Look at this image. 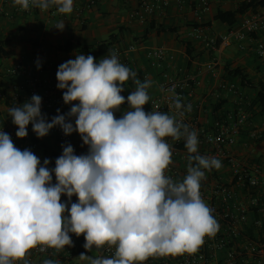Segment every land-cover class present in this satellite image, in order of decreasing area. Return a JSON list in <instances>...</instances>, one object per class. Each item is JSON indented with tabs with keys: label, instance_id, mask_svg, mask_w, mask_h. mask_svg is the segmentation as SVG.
Here are the masks:
<instances>
[{
	"label": "clouds",
	"instance_id": "obj_1",
	"mask_svg": "<svg viewBox=\"0 0 264 264\" xmlns=\"http://www.w3.org/2000/svg\"><path fill=\"white\" fill-rule=\"evenodd\" d=\"M13 3L22 10L32 6L46 11L55 6L60 14L73 11V0ZM64 26L61 21L54 27L63 30ZM56 78L57 87L66 89L65 104L78 101L67 113L76 118L75 128L65 115L46 122L41 97L33 95L30 102L9 109L18 127L16 136L26 137L29 123L38 137L60 126L65 135L77 131L89 152L77 156L68 145L49 170L48 159L41 166L34 153L18 149L0 130V264H30L27 256L36 248L58 253L72 246L69 233L83 235L89 251L115 247L109 258L81 253L79 259L90 264H143L152 256L192 254L205 237L215 236L219 225L200 187L205 171L219 170L221 161L200 155L197 132L176 116L159 110L145 112L151 81L142 82L115 51L99 63L92 55H77L58 67ZM129 80L135 84L127 97L130 110L117 119L114 112L125 103L121 93ZM173 106L180 117L192 107L185 108L179 96ZM167 137L185 140L189 155L182 181L166 175L173 163ZM62 194L69 201L75 195L78 202L69 209L61 202ZM43 264L59 262L45 259Z\"/></svg>",
	"mask_w": 264,
	"mask_h": 264
},
{
	"label": "built area",
	"instance_id": "obj_2",
	"mask_svg": "<svg viewBox=\"0 0 264 264\" xmlns=\"http://www.w3.org/2000/svg\"><path fill=\"white\" fill-rule=\"evenodd\" d=\"M178 5L188 3L195 11L196 15L201 16L210 10V0H174ZM239 3L249 0H237ZM95 4V1L91 2ZM171 0H159L154 2H142L141 5L130 13V18L136 21L145 22L146 16L167 8ZM22 12L30 13L35 7L30 6ZM196 36L206 42L207 47H216V39L207 37L201 30H197ZM264 32V9L256 13H251L236 27L231 30L226 41H237L244 43L247 41H256L254 48L256 56L264 61V41L259 40L258 36ZM256 36V39H254ZM242 44V48H243ZM136 45H131L128 49L116 54L120 62L132 71L137 73L138 78L143 82L150 81L146 73L139 74L131 66L134 63L132 53L137 51ZM148 65L151 69L161 70L163 84L160 97L144 105L145 112L159 110L160 112L174 115L183 123L189 125L191 130H195L198 135V153L206 157H216L229 169L230 176L224 178L218 174V170L205 171L206 178L201 181L200 194L202 199L212 209V215L219 225V230L213 237H205L204 243L198 251L192 254L183 253L177 255L152 256L143 264H264V162H256L250 165L239 161L231 152L241 135L243 127L250 123V112L246 107H240L235 114L228 115L224 119L217 117L209 126L201 125L198 118L192 116L191 112L185 111L184 116L180 117L174 108V100L177 96L181 98L183 105H189L196 96L198 80L195 76L178 77L170 73L165 67L166 63L174 61V55L164 48L148 50L146 54ZM219 60L208 62L206 70L212 74L213 78H218L217 92L215 99L220 100L224 93H237L238 86L229 81L219 78L218 68ZM49 69L43 65L37 72H32L22 62L6 66L0 72V130L7 133L14 145L21 151L27 149L34 153L40 159V165L43 166L44 160L49 157L44 153L43 141L33 131L32 123L27 126L28 135L24 138H18L16 132L18 127L13 124L9 115V109L30 102L33 95L41 97V114L46 122L57 115H65L66 121L71 122L75 128V117H68L67 113L73 105L65 104L63 93L57 87L56 77L43 78ZM24 77V82L11 80ZM8 81V82H5ZM125 103L114 112L117 119L122 118L124 113L130 110ZM5 106L6 111L1 112V107ZM59 110V111H58ZM183 110V109H182ZM48 135L52 142L56 144V149H51L61 156L64 147L71 145L74 154L77 156L87 155L89 146L83 143L81 135L73 131L70 135H65L60 126L53 127ZM250 139L259 141L261 133L252 131ZM172 146V161L166 171V175L174 181H182L187 174V157L189 153L185 148V140H173L166 138ZM49 147V146H48ZM50 162L47 167L50 170ZM52 185H55L53 179ZM65 195V194H62ZM73 203L78 202V198L73 195ZM65 201H63L64 203ZM95 249L93 258H109L114 255L115 247L104 246L101 249ZM33 254L28 255L30 264L34 261V256L45 259H53L56 255L54 249H47L41 252L39 248L32 249ZM77 250L76 242L72 246H66L67 257ZM23 264V262H16Z\"/></svg>",
	"mask_w": 264,
	"mask_h": 264
},
{
	"label": "crops",
	"instance_id": "obj_3",
	"mask_svg": "<svg viewBox=\"0 0 264 264\" xmlns=\"http://www.w3.org/2000/svg\"><path fill=\"white\" fill-rule=\"evenodd\" d=\"M92 1H95V4H92ZM145 1L159 0H73V11L66 15L58 13L55 6L46 11L35 8L32 12L25 13L19 9L20 6L14 5L13 0H0V45H3L6 53L5 57H0V72L6 66L22 62L32 72H37L45 65L49 72L43 74V78L56 77L61 64L80 55L77 52L58 53L56 46L64 45L69 41L73 42L75 47L78 44L95 46L118 34L117 42L105 56L95 60L96 63L112 51H123L131 45H136L138 49L132 53L135 64L131 68L139 74L149 75L151 86L147 91L150 101H153L160 97L164 80L161 70L149 68L146 54L148 50L164 48L174 55V61L165 64L171 74L178 77L195 76L198 80L196 96L190 103L192 116L198 118L201 125L209 126L217 117L224 119L228 115L235 114L240 107H246L251 115L250 123L243 127L238 142L232 147L231 152L244 164L264 162V113L257 105H253L257 90L242 87L237 78L227 76L224 68L227 64L232 68L239 67L245 71L254 85L264 84V61L255 54L256 41L244 43L226 41L228 33L238 27L251 13L239 16L237 23L230 27L214 21V18L219 10L236 9L239 4L237 0H210V10L201 16L196 15L188 3L178 5L171 0L167 8L148 14L145 22L131 19L130 13ZM61 21L65 23L63 30L54 27ZM207 23H212V26L200 28L195 26ZM152 24L166 30L173 29L175 32L167 30L158 33L157 28L151 27ZM197 30H201L207 37L216 41L221 39V44L214 48L207 47L206 42L196 36ZM258 38L264 41V32ZM183 42L191 44L193 48L191 56H188ZM233 48L236 49V53L231 50ZM213 60L220 61L219 78L235 83L238 86L237 93H224L220 100L215 99L218 78H213L206 70L208 62ZM13 81L24 82L25 79L19 77L11 80ZM134 90L135 84L129 80L124 85L121 95H130ZM220 104L222 106L218 109L217 106ZM5 111V106H2L1 112ZM254 130L261 133L259 141L250 139V133ZM39 138L45 144L53 141L48 134ZM218 174L224 178L230 176L225 164H222ZM55 253L56 256L52 260L58 261L59 264L75 263L71 256L67 257L66 246ZM32 254L33 250H30L28 255ZM44 260L43 257L34 256L32 264H43ZM81 264H90V262L82 260Z\"/></svg>",
	"mask_w": 264,
	"mask_h": 264
},
{
	"label": "trees",
	"instance_id": "obj_4",
	"mask_svg": "<svg viewBox=\"0 0 264 264\" xmlns=\"http://www.w3.org/2000/svg\"><path fill=\"white\" fill-rule=\"evenodd\" d=\"M260 9H264V0H249V1H244L241 2L237 5L236 9L231 10V11H222L219 10L217 15L214 18V21L220 22L222 24L228 25L230 27L234 26L237 23V18L239 16H244L248 13H256ZM197 27H210L212 26V23H207L206 25H195ZM152 28H157V32H175L173 29H164L163 27H156L155 25H151ZM117 35H112L109 37V39L105 42L99 43L95 46H83L81 44H78L76 47L73 42L69 41L64 45L61 46H56V51L61 54H70L72 52H77L78 54H83L85 56L92 55L95 60H98L99 58L105 56L109 49L117 42ZM222 40L217 39L216 45L219 46L221 44ZM185 47H186V52L188 56L192 55L193 48L190 43L188 42H183ZM6 53L3 49V45H0V57H5ZM225 70L226 73L228 74V77H233L237 78L240 81V85L245 88H253L257 90L256 97L254 99L253 105H257L260 108V111L264 113V84L260 83L258 85H254L251 79H249L248 75L245 73V71L239 67L237 68H232L230 64L225 65ZM222 104H220L218 107H221ZM217 109V110H218ZM223 117H225L223 115ZM42 148L45 154L48 155L49 161H50V170H53L55 168V161L57 158H59V154L52 151L50 147L47 145L42 144ZM52 179L54 183H56V178L54 171L52 173ZM65 201L70 209L71 203H73L72 198L69 201V198L67 195H61V202ZM65 215H69L68 212L65 213ZM71 236L72 242H76L77 244V250L74 251L71 254L72 257L80 256L81 253L88 255L89 257H94L95 254V249L91 251L87 250L84 248V244L86 243L85 238L83 235L76 236L73 233H69Z\"/></svg>",
	"mask_w": 264,
	"mask_h": 264
},
{
	"label": "rangeland",
	"instance_id": "obj_5",
	"mask_svg": "<svg viewBox=\"0 0 264 264\" xmlns=\"http://www.w3.org/2000/svg\"><path fill=\"white\" fill-rule=\"evenodd\" d=\"M233 52H237L236 51V49L235 48H233V49H231ZM48 146L51 148V149H56V144L55 143H53V142H50L49 144H48ZM55 251V250H54ZM73 258V260H74V264H81L82 263V260H80L79 259V256H76V257H72Z\"/></svg>",
	"mask_w": 264,
	"mask_h": 264
}]
</instances>
